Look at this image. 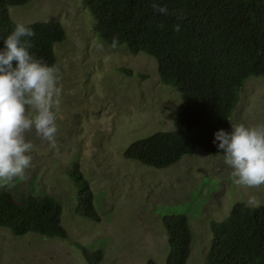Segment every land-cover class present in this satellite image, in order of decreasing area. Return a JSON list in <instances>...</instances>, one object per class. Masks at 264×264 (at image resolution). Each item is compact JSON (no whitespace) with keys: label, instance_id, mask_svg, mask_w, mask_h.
I'll use <instances>...</instances> for the list:
<instances>
[{"label":"rangeland","instance_id":"obj_1","mask_svg":"<svg viewBox=\"0 0 264 264\" xmlns=\"http://www.w3.org/2000/svg\"><path fill=\"white\" fill-rule=\"evenodd\" d=\"M9 14L16 23L58 22L65 39L54 47L62 75L61 100L54 109L57 147L50 149L35 128L26 131V142L34 145L31 166L1 188L17 202L31 195L56 198L67 238H15L0 229V264H87L76 244L89 253L99 251V264H166L162 220L167 215L188 218L187 264H207L212 222L225 219L236 203L248 205L251 196L261 203L264 185H235L223 154L199 149L166 169L125 159L124 152L136 141L176 129L182 101L176 90L162 84L156 62L98 40L82 0H31L9 7ZM231 123L264 125V77L245 83ZM72 164L88 183L95 221L75 215L78 190L67 174Z\"/></svg>","mask_w":264,"mask_h":264},{"label":"trees","instance_id":"obj_2","mask_svg":"<svg viewBox=\"0 0 264 264\" xmlns=\"http://www.w3.org/2000/svg\"><path fill=\"white\" fill-rule=\"evenodd\" d=\"M30 1L0 0V49L2 39L17 24L9 7ZM82 2L98 40L111 46L116 36V48L152 58L162 84L176 90L182 101L175 114V130L136 141L124 158L166 169L197 149L213 156L222 154L213 143L214 133L231 131L245 83L264 77V0H158L167 6L166 15L153 10V0ZM25 25L36 33L30 52L55 65L54 47L65 39L61 25L55 21ZM71 168L67 174L78 190L75 215L95 221L98 216L88 183L77 164ZM261 203L259 207L236 203L225 219L212 222L207 264H264V199ZM61 216V203L52 196L31 195L17 202L0 187V229L15 238L36 234L65 240ZM162 223L168 240L166 264H187L192 238L187 216L167 215ZM76 245L87 264L101 262L99 251L89 253Z\"/></svg>","mask_w":264,"mask_h":264},{"label":"clouds","instance_id":"obj_3","mask_svg":"<svg viewBox=\"0 0 264 264\" xmlns=\"http://www.w3.org/2000/svg\"><path fill=\"white\" fill-rule=\"evenodd\" d=\"M152 8L167 14V6L153 0ZM180 26L176 25V31ZM36 33L23 23L2 39L0 49V187H6L14 179L21 178L31 166L34 145L26 142V131L35 128L37 134L47 140L50 149L57 147L58 126L54 109L61 100L62 75L58 65L49 66L33 55L31 40ZM119 44L114 36L111 47ZM103 50V44L97 45ZM106 60L110 57H106ZM34 112V114H33ZM218 151L233 171V183L249 189L264 185V125L248 127L231 126L214 133ZM218 142V143H217ZM248 205L259 207L260 201L249 197Z\"/></svg>","mask_w":264,"mask_h":264}]
</instances>
